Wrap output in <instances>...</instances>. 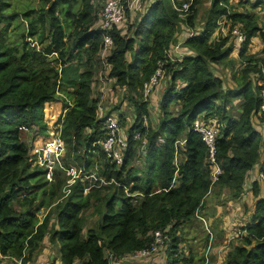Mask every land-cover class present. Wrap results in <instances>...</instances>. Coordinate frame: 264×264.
Returning a JSON list of instances; mask_svg holds the SVG:
<instances>
[{
  "label": "trees",
  "instance_id": "16d2710c",
  "mask_svg": "<svg viewBox=\"0 0 264 264\" xmlns=\"http://www.w3.org/2000/svg\"><path fill=\"white\" fill-rule=\"evenodd\" d=\"M38 1V8L4 13L5 3L0 0V254L13 259L14 264H27L48 233L49 240L60 243L62 264H105L148 246L155 231L161 230L170 236L166 264H189L190 258H180L178 252V224L194 214L211 184L227 187L234 197L240 196L247 171L259 160L263 146L257 120H264V113L259 112L264 75L259 71L253 80L249 74L256 66L246 63L238 75L231 73L236 85L224 84L211 65L224 61L233 44L226 45V37L211 36L221 19L240 23L245 33L239 50L242 56L251 37L258 34L264 38V21L259 22L249 10L230 9V0H212L202 29L182 35L185 31L181 25L194 24L198 0H192L185 17L180 16L172 0H151L130 36L122 32V27L103 30L93 26L98 16L92 0ZM20 19L24 28L18 33ZM179 29L183 47L190 53L166 64L164 74L169 81L160 100L157 129L146 127V102L137 103L132 94L135 119L128 127L122 162L116 163L98 144L107 130L99 116L98 99L91 95L90 60L108 32L113 43L107 56L109 74L115 77V85L138 93L160 59L169 55L172 42L179 39ZM10 31L17 37L13 43H6L4 36ZM133 47L136 49L128 60L127 53ZM85 55L86 67L79 70ZM57 88L71 100L59 117L66 144L61 160L68 161L74 153L84 174L100 165L97 176L118 182L108 196L100 194L99 187L106 182L99 179L76 176L70 184L63 181L62 188L59 179L47 180L41 167L35 164L31 168L30 146L23 140L22 131L34 130V135L45 132L44 104L56 98ZM238 96L242 101L232 109V100ZM115 116L122 121V112ZM197 116L205 120L216 117L222 123L215 144L221 172L214 181L207 146L192 128ZM137 134L147 139L143 176L132 172V166L127 168ZM178 140L183 143L178 144ZM178 151L183 156L174 162ZM86 186L89 188L84 192ZM252 187L256 194L257 180ZM126 188L142 192L143 197L134 201ZM49 204L52 210L39 219L37 211ZM92 204L100 208V219L84 231L82 211ZM252 218L241 228L245 229L242 239L247 245L238 244L229 252L233 264H264L263 196L257 199Z\"/></svg>",
  "mask_w": 264,
  "mask_h": 264
},
{
  "label": "rangeland",
  "instance_id": "374dc122",
  "mask_svg": "<svg viewBox=\"0 0 264 264\" xmlns=\"http://www.w3.org/2000/svg\"><path fill=\"white\" fill-rule=\"evenodd\" d=\"M5 4L2 8V12L4 13H12V12H22L24 9L28 7H35L38 8L40 6V2L38 0H2ZM141 9L137 10L134 13H128L126 15V19L123 22L122 25V32L126 35L133 36L134 29L136 27L137 22L140 20L141 16H143V12L146 9L148 3H150L151 0H141ZM164 2H167L169 0H163ZM171 1V0H170ZM96 7V14L99 17V14L101 12V9L103 8V5L105 3V0H92ZM212 0H198L196 3V16L194 18V24L193 25H181V28H184L185 32H199L204 24V19L206 17L205 14H207V9L209 8ZM232 5L230 6V9H237V10H246L251 11L253 14H256L258 16L259 22H263L264 19V0H260L256 2V0H230ZM98 17L93 24V26H99ZM220 20V18H219ZM224 19H221V24L223 23ZM16 23V20H15ZM220 24V21H219ZM217 29V34L215 33L213 38H227L226 45L233 43L234 39V30L242 31V28L240 27V23H232L228 20L227 23H224ZM237 24V25H235ZM14 25V23H13ZM12 25V26H13ZM232 25V26H231ZM17 32L19 33L22 28H24V22L20 19V22L17 25ZM222 29L220 30V28ZM177 32V36L179 40H182V35L180 29ZM244 33V31H242ZM16 33L14 31H10L4 36V40L6 43H13L14 39L16 38ZM177 38V37H176ZM260 38V37H259ZM257 38L258 42L259 39ZM103 41L102 38L101 41V47L100 50H98L93 60H90V67L93 72V78L91 82V95L93 97H96L98 99V107L104 109V112H110L113 115L118 114L119 112L123 113L122 121L119 120V124L122 129V134L127 137L128 136V127L135 119V106L136 102H140V100H144L147 105V110L149 115L144 118V124H146V127L150 126L151 128L157 129V124L160 121L161 116V109L159 107L160 100L162 99V96L164 94L165 87L168 83V78H166L165 74L160 82L159 85H157L155 88L151 90V92L147 95L143 94L142 85L139 86L138 93H134L131 90H128L125 87H121V85L116 84L115 85V77L110 76L109 70L111 68V64L107 61V56L110 53V50L113 46V43L109 44L106 49L103 48ZM34 42V41H33ZM176 39L172 42L175 43ZM137 43V41H136ZM171 43V44H172ZM234 44V43H233ZM171 46V45H170ZM173 47L170 48L169 56L166 54L165 56L160 59V63L163 65V72L166 71V64L168 62H172L175 60L180 59L178 57V53L173 50ZM264 46L262 45V51ZM136 47H133V50L127 53V59L131 60L132 54ZM257 50L255 45L250 46V51ZM253 55V54H252ZM171 56V57H170ZM244 59V57H242ZM86 55L82 56L81 58V65L79 67V70H83L85 65ZM75 61V60H74ZM157 61V60H156ZM233 59L230 58V56H227L224 61H219V65L214 66V63H212L211 67L213 71L222 76L223 80L226 82L229 81V72L228 67H234L233 65ZM242 66L247 65L245 63V60L242 62L240 61ZM158 64V63H157ZM252 65L256 66L257 64ZM238 62V66H239ZM157 66V65H156ZM155 66V67H156ZM217 66H219L217 68ZM237 66V67H238ZM242 66L237 69L235 67L233 74L238 75L239 72L242 69ZM243 66V67H244ZM261 67H264V60H262L261 64L257 67H255V73L258 75V72L261 71ZM219 70H217V69ZM255 75V76H256ZM233 81V80H232ZM178 82H181L179 79ZM230 82V81H229ZM233 84L235 85V81H233ZM233 85V86H234ZM71 88V87H69ZM58 89V88H57ZM72 89V88H71ZM136 95L137 101L134 102V100H131V97ZM56 98L60 103V107H63L67 104V101H71L65 93L59 89L56 91ZM135 98V97H134ZM67 100V101H66ZM237 99L233 100L232 103V109H236L238 107L236 105ZM51 105V106H50ZM236 106V107H235ZM63 109V108H62ZM99 109V108H98ZM122 110V111H120ZM44 121L46 123V129L45 132L38 133L37 135H34V130H23L22 131V138L27 143H29L30 149L29 154L31 151V154L34 155L33 149H31V146L40 149L41 146H43L44 141H47L50 139L53 132H56L57 129L60 131V135L62 137L61 132V125L58 127V117L54 114L56 111L55 104H45L44 105ZM61 118V117H60ZM119 119V118H118ZM53 130V131H52ZM152 131V132H153ZM151 132V133H152ZM51 133V134H50ZM146 137V135H145ZM145 137L141 136H134V154L129 159V163L127 164V168L129 166L131 167V171L137 172L139 176L144 175V171L147 167V161L145 159V148H146V141L147 139ZM145 138V139H144ZM144 140V141H143ZM162 139H159V142H161ZM64 142V140H63ZM63 151L60 156V165L59 163L54 165V169L52 170V179L51 181L60 180L62 184V188L66 182L69 180L75 179L76 176H81V178L85 177L86 174L82 171L83 167L81 163L79 162L78 158H75L74 153L71 154V157H67L68 161L61 160V157L65 155V147L66 144L64 142L63 144ZM124 153V150H122ZM38 155V153H37ZM174 162H178L182 158V153L179 151L177 153H174ZM36 158L37 156L34 155ZM158 161L159 158H158ZM36 164V163H35ZM34 164V160L31 162V168H34L36 165ZM37 166H40L37 164ZM72 167V169H70ZM99 166L93 167L95 173L99 169ZM56 170V171H54ZM97 174V173H96ZM68 176V178H67ZM47 179V177H45ZM257 180V193L255 194L252 187V182ZM48 180V179H47ZM254 180L249 181V185H247V188L243 189V192L238 197H234L231 193V191L224 186H219L217 184H211V188L209 192L204 196L203 200L199 203L200 205L196 208L194 214L185 221H182L178 224V252L180 253L181 257H188L190 258L189 264H233L232 262H229V252L233 250V248L238 244H244L242 239V234L245 233V229H241L243 225H246L250 222H252L253 218V212L255 210V203L258 198L264 197V182L258 177V174H256V177ZM50 181V180H49ZM50 181V182H51ZM65 183H64V182ZM112 183V184H111ZM159 183V180H156V184ZM118 185V182L115 181V179H110V181L106 182L104 185L102 184L100 188V194H104L103 196H108L112 190ZM125 192L129 195H131L135 200H139L143 197L142 192H130L127 188L124 189ZM244 195V196H241ZM93 199H91L92 201ZM54 204V203H52ZM52 204H49L47 206H42L37 211V216L39 219H41L44 214L51 208H53ZM102 209V208H101ZM100 208L97 207L95 204L89 205L88 208L83 210L82 217H83V229L84 231L87 230L90 226H96L99 219H100ZM54 217V216H53ZM167 235V238L165 239V243L161 244L159 247L158 254H163V264H166L167 259V251L165 248H167L170 236L168 233H165ZM232 236V237H231ZM166 244V245H165ZM55 242L52 240H49L48 233H46L45 238L42 241L41 246H39L36 251V254H33L32 260L28 261L27 264L34 263L36 259H40L44 257L46 260H49L54 256L55 254L51 255L53 253V250L55 249V253L58 254L57 248L54 247ZM250 246V245H248ZM38 253V254H37ZM154 256V255H151ZM151 256L147 258H151ZM55 258V257H54ZM161 258V257H160ZM117 262V260H114ZM142 261V260H140ZM14 260L8 257H3L0 255V264H14ZM50 264H53L50 262ZM60 264V262H59ZM180 264V262H178Z\"/></svg>",
  "mask_w": 264,
  "mask_h": 264
},
{
  "label": "built area",
  "instance_id": "2783aa9c",
  "mask_svg": "<svg viewBox=\"0 0 264 264\" xmlns=\"http://www.w3.org/2000/svg\"><path fill=\"white\" fill-rule=\"evenodd\" d=\"M191 3L192 0H182L181 4H178L177 1L172 0V5L174 6L175 9L179 10L180 12L179 14L182 17H185L186 14L189 12V7ZM141 4H142L141 0H105L103 8L101 9V12L99 14V20H98L99 26L103 28V30L109 29L112 26L122 27L123 22L126 19V15L128 13L131 14L136 12L137 10H140ZM232 31L236 34L237 39L240 42H243L245 40V33L239 30L236 31L234 29ZM193 33L195 32L189 31L188 33L187 32L183 33L182 35L184 34L191 35ZM103 39H104L103 48L106 49L107 46L112 43V39L110 34H108V32H105L103 34ZM182 41L183 39L182 40L178 39L172 45L174 46L173 50H175L178 53L179 58L184 54L183 52L184 47ZM163 76H164L163 67L159 62V66L155 69L154 73L150 76L148 80L143 82L142 84L143 94L144 95L149 94L153 88L159 85L160 80L163 78ZM260 96H261V103L259 106L260 109L259 112L264 113V87L260 91ZM70 104L71 102L67 101V104L62 109L60 117L63 116L65 110L70 106ZM98 108H99L98 109L99 116L102 117L103 119V126L107 130L106 136L100 142H98V144L100 145L101 149L103 150L107 158L115 161L116 163H121L123 159L122 150H124L126 145L128 144L127 139L122 134V129L119 124L118 118L110 112L109 113L104 112V109L101 108L100 106ZM58 122L59 123L57 125L58 127H60L61 122L60 121ZM220 125H222V123L216 117L210 119L207 118V120H205L202 116H197L194 118L192 123V128L200 134L201 139L204 141V143L207 146L209 152L208 160L211 166L212 181H214L217 178L218 173L221 172V167L218 164L217 160L215 159V144L217 142V136L219 133ZM24 129H26V127ZM58 130L59 129H57L56 132H53L50 139L44 141L43 146H41L39 150L37 148H35L36 150H34L33 148L32 151H34V155H36L37 158L34 155H32L30 152L31 160H34V164L36 163V165L37 164L40 165L39 167L45 170V176L47 177L48 180L52 179V170L54 169V165L58 163L60 165V156L64 148L63 147L64 142L60 135V131ZM177 143L182 144L183 140H178ZM70 169H72V167H70ZM257 174L258 177L264 182V142H263V146L261 147V155L258 164ZM85 176L91 179H99L101 182H107L102 176L101 177L97 176L94 171L90 172L89 174H86ZM73 181L74 178L72 180L68 179L67 183L70 184ZM88 188L89 186H86L84 188V192L87 191ZM166 238L167 235L165 233H163L161 230H156L154 239L148 246L129 253L127 257H129L130 259L141 260L145 257L155 255L158 253L160 245L165 243ZM105 264H114V261L110 259Z\"/></svg>",
  "mask_w": 264,
  "mask_h": 264
},
{
  "label": "crops",
  "instance_id": "0c3cea01",
  "mask_svg": "<svg viewBox=\"0 0 264 264\" xmlns=\"http://www.w3.org/2000/svg\"><path fill=\"white\" fill-rule=\"evenodd\" d=\"M263 21H264V19H263ZM219 22V21H218ZM224 23H226L225 22V20H223V23L221 24V25H223ZM220 24L218 23V26H217V28L215 29V31L213 32V35L211 36V38H213V36H214V34L216 33H218L217 32V29H218V27L220 26ZM235 25H237V24H235ZM232 26V25H231ZM222 29V27L220 28V30ZM243 31V30H242ZM241 31V32H242ZM260 37V38H259ZM257 38H259V39H261V40H259V42H258V40H257ZM234 43V44H233ZM233 49H232V51L229 53V55L228 56H230V58H232L233 59V65H234V67H228V72H229V81L227 82H225L224 81V84H228L229 86H233L234 84H233V79H231V73H233L234 72V69H235V67L237 68V69H239L241 66H242V64L240 63V61H244L245 60V63H253V64H257L256 65V67L257 66H259L260 64H261V62H262V60H264V53H263V51H262V45L264 46V38L263 37H261L260 35H255V36H253V37H251V39H250V42L248 43V45H247V47H246V49H245V51H244V54L241 56V55H239V50H240V47H241V44H242V42H240L238 39H237V36H236V34H234V39H233ZM252 45H255V47L257 48V50H253V51H250V46H252ZM183 52H184V55L186 54V53H190V51H189V48H184L183 49ZM253 54V55H252ZM251 55V56H250ZM242 57H244V59L242 58ZM238 62H239V66H238ZM217 65H219V63H217ZM214 66H216V64H214ZM239 68H238V67ZM219 66H217V68H218ZM216 68V69H217ZM220 69V68H219ZM219 69H217V70H219ZM261 69H262V72H263V75H264V67H261ZM250 77H253V80H255L256 79V73L253 71V72H251L250 74ZM233 80V81H232ZM235 85H236V83H235ZM235 99V101H236V99H237V102H236V105L238 106V104L242 101V97H240V96H238V97H235L234 98ZM233 99V100H234ZM233 100H232V103H233ZM53 103L55 104V109H56V111L54 112V114L56 115V117H60L61 116V112H62V108L64 107H60V105L58 104V103H60V101H58V99L57 98H55L54 100H51V101H47V102H45V104H52L53 105ZM44 104V105H45ZM51 106V105H50ZM236 107V106H235ZM237 108V107H236ZM59 117H58V119H59ZM257 126H258V128L261 130V132H262V136L264 135V120H257ZM126 139H127V137H126ZM262 142H264V137H263V140H262ZM34 147H32L31 146V149H33ZM31 152V151H30ZM261 155V154H260ZM259 161H260V157H259V160L257 161V163H255L248 171H247V174H246V177H245V188H247V185H249V181L250 180H254V178L256 177V174H257V170H258V164H259ZM255 180H257V179H255ZM241 196H244V195H241ZM59 245H60V243L57 241V242H55V245H54V247L55 248H57V250H58V247H59ZM59 253V252H58ZM34 254H36V253H34ZM38 254V253H37ZM53 254H55L54 256H52V258L51 259H49V260H46L44 257H42V258H40V259H36L35 260V262L34 263H30V264H50V262H52L53 264H59V262H60V264H62L61 263V261H60V259H59V256H58V254H56L55 253V249L53 250V253H51V255H53ZM1 255V254H0ZM55 257V258H54ZM161 257V258H160ZM32 260V259H31ZM163 262V254H155L154 256H151V258H145V259H142V261H137V260H134V259H130L129 257H127L126 255L125 256H123V257H120V258H118L117 259V262H115L114 264H163L162 263ZM6 264H8V263H6Z\"/></svg>",
  "mask_w": 264,
  "mask_h": 264
}]
</instances>
